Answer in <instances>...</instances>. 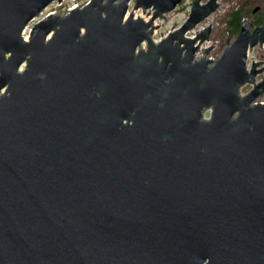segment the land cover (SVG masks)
Masks as SVG:
<instances>
[{"label": "water", "instance_id": "95a60500", "mask_svg": "<svg viewBox=\"0 0 264 264\" xmlns=\"http://www.w3.org/2000/svg\"><path fill=\"white\" fill-rule=\"evenodd\" d=\"M61 1L0 0V264H264V20L196 60L217 0Z\"/></svg>", "mask_w": 264, "mask_h": 264}, {"label": "rangeland", "instance_id": "374dc122", "mask_svg": "<svg viewBox=\"0 0 264 264\" xmlns=\"http://www.w3.org/2000/svg\"><path fill=\"white\" fill-rule=\"evenodd\" d=\"M248 1H250L251 3L247 7V9L250 8L253 10L256 6H262V4L264 3V0H247V2ZM225 2L230 4L231 0H225ZM237 2L239 4H241L242 2H244V0H237ZM69 4H70V1L64 2L59 7L58 12L62 13L64 8ZM183 4L181 6H179L173 13L168 14L165 21H156L157 24H163L164 23V28L162 29V32H166L167 30H170L172 28H176L177 26H179L184 21V19L187 16L188 5L186 2ZM258 14H260V15L263 14V17H264V10L261 13H257V12L252 13L250 16L245 15L242 20L244 21L246 19V21L244 22L246 26L251 21V24H250L251 29H254V23H253L254 16H256ZM43 17H44V15H40L36 18V20H39ZM212 18L214 19V23H217V25H215V27L212 28V32L210 35L209 42L202 44L199 47V50L197 52H198L199 58L202 57L203 55L207 54L208 58L215 60L216 58H218L220 56L223 49L227 46L226 41L227 40L231 41L232 39H229V37H227L225 35L224 25H223V18H224L223 14H219V12H216L215 14H213ZM212 18H210L208 20V22H211ZM36 20H34L33 22H35ZM31 24L25 30V34L28 33V30H29ZM255 27H256V25H255ZM158 35H159L158 33L155 34L154 38L158 39ZM210 46H212V47L209 49V51L207 53H205L204 50ZM251 56L253 59H261L264 57V50L255 49L251 53ZM249 88H251L250 85L246 84L244 87L241 88V93L244 94L245 92H247L249 90ZM258 100L261 102L264 101V93L262 94V96H260L258 98Z\"/></svg>", "mask_w": 264, "mask_h": 264}, {"label": "built area", "instance_id": "2783aa9c", "mask_svg": "<svg viewBox=\"0 0 264 264\" xmlns=\"http://www.w3.org/2000/svg\"><path fill=\"white\" fill-rule=\"evenodd\" d=\"M66 1H70V4L69 5H67L65 8H64V10H63V12H62V14L63 13H66V12H68L69 11V9L70 8H72V7H75V6H83V5H85L89 0H63L62 2H60V3H56V2H53V3H51V4H49L47 7H45V9L41 12V14L40 15H44V17L45 16H47V15H57V14H61L60 12H58V9H59V7L64 3V2H66ZM131 5H129V8H128V11H127V14H128V12L131 10V7H130ZM228 6H233L234 8H237L238 7V2H237V0H231V2H230V4H228L227 5V7ZM225 10H226V8H218L213 14H215L216 12H219V14H223L224 12H225ZM135 12V17L137 16V17H141L143 20H148L149 19V15H147V14H145V13H142V12H140V11H138V10H136V11H134ZM213 14L211 15V18H212V16H213ZM208 24H210L211 25V32H212V28L213 27H215V25H217V23H214V19L212 18V20H211V22H208V20H206V22H204V23H201L200 25H198L197 26V30H202L206 25H208ZM23 36H24V38H26L27 37V35L25 34V32L23 33ZM207 42H209V41H207ZM206 42V43H207ZM255 49H259V50H264V44L262 45V48H260V47H254L253 49H252V51L250 52V53H248V67H249V64L253 61V59H252V56H251V53L255 50ZM195 57L198 59L199 57H198V52H196L195 53ZM201 58V57H200ZM210 59V58H209ZM217 59V58H216ZM215 59V60H216ZM261 59H264V57L263 58H261ZM211 60H214V59H211ZM258 60H260V59H254V61H258ZM212 63V62H211ZM258 81V79H256L255 80V82H257Z\"/></svg>", "mask_w": 264, "mask_h": 264}, {"label": "trees", "instance_id": "16d2710c", "mask_svg": "<svg viewBox=\"0 0 264 264\" xmlns=\"http://www.w3.org/2000/svg\"><path fill=\"white\" fill-rule=\"evenodd\" d=\"M250 2H242L236 10H228L224 15L223 22L225 23V34L227 37L233 38L240 30L241 20L245 15L250 16L252 9H247ZM264 20L263 14L254 16L253 23L258 26Z\"/></svg>", "mask_w": 264, "mask_h": 264}, {"label": "flooded vegetation", "instance_id": "af4514ba", "mask_svg": "<svg viewBox=\"0 0 264 264\" xmlns=\"http://www.w3.org/2000/svg\"><path fill=\"white\" fill-rule=\"evenodd\" d=\"M263 10H264L263 6H256L254 8V11H252V13H256V12L257 13H261ZM163 28H164V23L163 24H158L157 27H155L153 29V31H152V40H153L154 43H157L158 41H160L171 30L170 29V30H167L166 32H162ZM254 28H255V25H254ZM157 33L159 34L158 35V39H155L154 35L157 34ZM142 45H144V46H142ZM140 47L144 49L146 47V43L145 42L141 43ZM263 76H264L263 74L259 75L260 78H263ZM206 114H205L204 118H208V114L207 115Z\"/></svg>", "mask_w": 264, "mask_h": 264}, {"label": "bare ground", "instance_id": "6f19581e", "mask_svg": "<svg viewBox=\"0 0 264 264\" xmlns=\"http://www.w3.org/2000/svg\"><path fill=\"white\" fill-rule=\"evenodd\" d=\"M134 15H135V12H134ZM135 17V16H134ZM195 32V31H194ZM156 42V41H155ZM142 46H144V45H142ZM252 50H249V52L248 53H250Z\"/></svg>", "mask_w": 264, "mask_h": 264}]
</instances>
